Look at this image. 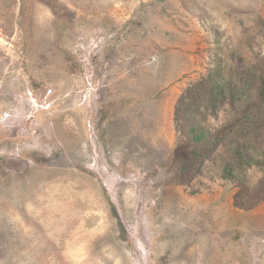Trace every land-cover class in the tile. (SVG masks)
Listing matches in <instances>:
<instances>
[{"label":"rangeland","instance_id":"rangeland-1","mask_svg":"<svg viewBox=\"0 0 264 264\" xmlns=\"http://www.w3.org/2000/svg\"><path fill=\"white\" fill-rule=\"evenodd\" d=\"M0 264H264V0H0Z\"/></svg>","mask_w":264,"mask_h":264},{"label":"trees","instance_id":"trees-1","mask_svg":"<svg viewBox=\"0 0 264 264\" xmlns=\"http://www.w3.org/2000/svg\"><path fill=\"white\" fill-rule=\"evenodd\" d=\"M195 138H197V139H200V138H201V136L197 135Z\"/></svg>","mask_w":264,"mask_h":264}]
</instances>
